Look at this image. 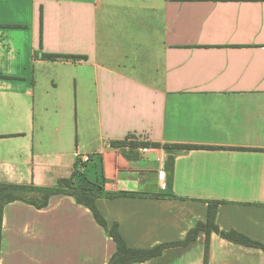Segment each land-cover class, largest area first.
Listing matches in <instances>:
<instances>
[{"label":"crops","instance_id":"0c3cea01","mask_svg":"<svg viewBox=\"0 0 264 264\" xmlns=\"http://www.w3.org/2000/svg\"><path fill=\"white\" fill-rule=\"evenodd\" d=\"M80 155L106 192L137 195L96 201L131 248L186 240L210 203L222 231L264 245V0H0V183L53 187ZM206 243L134 264H204ZM115 252L70 196L5 207L0 264ZM209 264H264V250L212 233Z\"/></svg>","mask_w":264,"mask_h":264},{"label":"trees","instance_id":"16d2710c","mask_svg":"<svg viewBox=\"0 0 264 264\" xmlns=\"http://www.w3.org/2000/svg\"><path fill=\"white\" fill-rule=\"evenodd\" d=\"M45 60H78L79 57L65 56V55H47L41 56ZM113 148H122L131 146L132 148L152 147L160 148L159 144L135 143V142H112ZM191 146L183 145H165L166 150H187ZM171 160V159H170ZM89 162L82 164L81 160L77 161L72 175L68 178L58 180L53 187H36L33 185H17L0 183V259L2 252L3 241V222L5 207L13 202H23L38 210L48 207L50 200L54 196L66 195L75 199L77 204L86 207L90 210L96 222L104 229L106 235L112 238L116 244V252L113 255L109 264H134L146 263L147 261L160 256L166 248L172 246H187L195 241L200 232L207 235V243L205 249V263L209 264L210 254V237L212 233H216L228 241L247 247L261 248L264 250V245L256 242L247 236L236 231H222L216 223L218 203H210L207 221L200 222L194 229H192L186 240L178 243L160 244L153 248L137 249L131 248L123 238L119 225L117 223L110 224L108 220L101 213L96 205V201L100 198L114 199L119 197H135L136 194L130 193H108L105 191L104 184L94 182L87 176V168ZM174 197V196H171Z\"/></svg>","mask_w":264,"mask_h":264},{"label":"built area","instance_id":"2783aa9c","mask_svg":"<svg viewBox=\"0 0 264 264\" xmlns=\"http://www.w3.org/2000/svg\"><path fill=\"white\" fill-rule=\"evenodd\" d=\"M143 152H144V153H147V152H149V149L144 148V149H143ZM79 157H80V160H81L82 164H86V163H88V162L90 161V158H89V156H87V155H81V156H79Z\"/></svg>","mask_w":264,"mask_h":264},{"label":"rangeland","instance_id":"374dc122","mask_svg":"<svg viewBox=\"0 0 264 264\" xmlns=\"http://www.w3.org/2000/svg\"><path fill=\"white\" fill-rule=\"evenodd\" d=\"M145 148H147V149H148L149 147H145ZM80 156H81V155H80ZM89 158H90V157H89ZM89 163H90V161H89Z\"/></svg>","mask_w":264,"mask_h":264}]
</instances>
